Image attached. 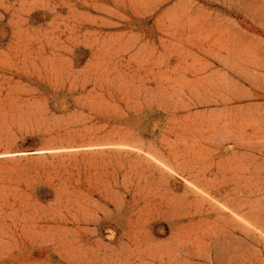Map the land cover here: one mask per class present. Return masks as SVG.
I'll list each match as a JSON object with an SVG mask.
<instances>
[{
  "label": "rangeland",
  "instance_id": "rangeland-1",
  "mask_svg": "<svg viewBox=\"0 0 264 264\" xmlns=\"http://www.w3.org/2000/svg\"><path fill=\"white\" fill-rule=\"evenodd\" d=\"M0 264H264V0H0Z\"/></svg>",
  "mask_w": 264,
  "mask_h": 264
}]
</instances>
